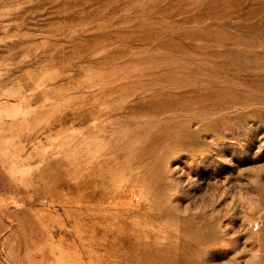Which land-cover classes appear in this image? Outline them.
Wrapping results in <instances>:
<instances>
[{
  "label": "rangeland",
  "instance_id": "rangeland-1",
  "mask_svg": "<svg viewBox=\"0 0 264 264\" xmlns=\"http://www.w3.org/2000/svg\"><path fill=\"white\" fill-rule=\"evenodd\" d=\"M0 264H264V0H0Z\"/></svg>",
  "mask_w": 264,
  "mask_h": 264
},
{
  "label": "bare ground",
  "instance_id": "bare-ground-1",
  "mask_svg": "<svg viewBox=\"0 0 264 264\" xmlns=\"http://www.w3.org/2000/svg\"><path fill=\"white\" fill-rule=\"evenodd\" d=\"M242 67V66H241ZM226 82V81H225ZM219 85V84H218ZM215 86V85H214ZM217 86V85H216ZM221 86V85H220ZM242 87V86H241ZM255 87V86H254ZM235 88H237V86L235 87ZM234 88V89H235ZM244 88H246V87H244ZM238 89V88H237ZM240 89V88H239ZM213 91V90H212ZM244 91V90H243ZM223 92V91H222ZM210 93V92H209ZM227 93V92H226ZM203 94H205V93H203ZM222 97V96H221ZM248 97V96H247ZM231 101H233V100H231ZM219 102V101H218ZM218 104V103H217ZM231 107V106H230ZM205 113V112H204Z\"/></svg>",
  "mask_w": 264,
  "mask_h": 264
},
{
  "label": "built area",
  "instance_id": "built-area-1",
  "mask_svg": "<svg viewBox=\"0 0 264 264\" xmlns=\"http://www.w3.org/2000/svg\"><path fill=\"white\" fill-rule=\"evenodd\" d=\"M258 227V225L256 224L255 226H254V228L256 229Z\"/></svg>",
  "mask_w": 264,
  "mask_h": 264
}]
</instances>
